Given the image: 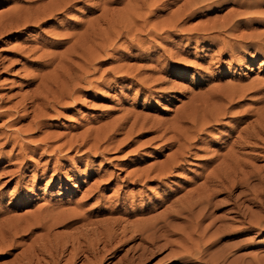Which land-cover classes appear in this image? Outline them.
I'll list each match as a JSON object with an SVG mask.
<instances>
[{"label":"rangeland","instance_id":"374dc122","mask_svg":"<svg viewBox=\"0 0 264 264\" xmlns=\"http://www.w3.org/2000/svg\"><path fill=\"white\" fill-rule=\"evenodd\" d=\"M49 1L0 0V217L48 213L56 218L57 241H93L92 229L107 237L113 226L130 232L154 225L147 233L156 246L116 239L99 255L105 257L102 264H184L177 246L192 227L195 240L212 222L208 235L219 225L238 226L232 220L239 209L247 221L261 217L264 223V144L238 142L254 129L251 122L264 121V23L249 21L253 14L263 16L264 2L178 0L150 14L145 27L118 39L93 65L77 59L89 82L70 86L64 99L51 93L50 105L39 99L29 106L55 65L47 64L45 54H61L69 45L53 47L55 32L69 25L81 32L100 13L79 3L46 22L4 31L5 14ZM215 103L226 115L205 126L185 150L176 128L191 137L197 132L183 116L201 120ZM161 170L164 175L157 177ZM215 177L240 187L221 188ZM208 179L213 181L206 184ZM207 188L217 190L212 205L203 210L196 205L191 212L190 201ZM234 196H240L237 205ZM237 237L218 243L249 240L240 249L226 245V264L242 253L248 254L245 261L264 264V230ZM19 251L0 257V264Z\"/></svg>","mask_w":264,"mask_h":264},{"label":"bare ground","instance_id":"6f19581e","mask_svg":"<svg viewBox=\"0 0 264 264\" xmlns=\"http://www.w3.org/2000/svg\"><path fill=\"white\" fill-rule=\"evenodd\" d=\"M177 1L178 0H51L48 3L38 5L37 7L18 8L17 10L12 12L11 15L8 14L7 17L5 14L4 17L6 18L5 20L7 22L1 23H4V31L10 30L11 32V28H13L14 30V28L21 27L30 22H35V24L39 22L43 23L47 20H50V18H54L58 15H63L61 13L71 10L74 5L79 3H82L84 6H86L91 14L100 11L98 15L92 18H88L85 21V23L83 24V31L81 32L74 30L77 28V26L75 25L71 26V29L69 25V27H67L66 29L68 31L55 32V38L50 43L53 47H60L65 44L69 45L66 46L61 54L58 52H50L45 54L47 58V64L50 66L54 64L55 65L53 71L50 72L52 74L50 75L49 73L46 76L44 75V77L42 78L40 85L35 91L34 99L29 102V106H34L35 102L39 99H42L43 101H45V103H47V105H50L48 104V102L50 101L49 99H51V96H49L51 95V93L52 95L54 93H59L63 98L65 92L68 93L70 86H72L73 89V87L79 85L81 81H88V77L84 75L86 72H84L82 66L78 62H76L77 59L83 61L86 66L93 65V62L96 59L102 58L103 56L108 54L109 49H113L112 47L116 44L118 39H121L124 36H128V34L132 33L133 30H138V26L140 28L145 27V25L148 24L150 14H157L158 12L167 11V9ZM191 1L193 5H197L198 2H209L210 4L218 2L219 4H221L222 2H227L230 0ZM255 1L260 3L264 2V0ZM118 4H123L124 6L113 7L114 5ZM4 17L2 16V20L4 19ZM249 21H260L264 23V14L260 18L255 17V15L253 14L251 15ZM0 34H3V32H1ZM42 56H44V54ZM78 70L80 71V73ZM73 90H75V88ZM59 94H57V97ZM48 96L50 98H48ZM215 104H210L208 106L211 112L209 113L205 111V116H203L201 120L192 119L191 121H188V117H186L185 115L183 116L184 121L182 122L192 123V129H194L195 127L196 130L194 132H197L196 135L191 137L188 131H183L182 127L178 126L176 128L175 137L177 140H184L182 146H185V150L189 148L191 143L190 140L192 138H195L200 131H203L205 126H207L211 122H218L219 120H221V116L226 115V112L224 110H221L222 108H219L218 105L216 104V106ZM34 110L36 111V109ZM197 121H200V125H198ZM257 121L258 120H256L255 122H251L252 125H254L252 126L254 128L252 131L246 130L244 132V136L239 138L238 142L242 144L240 145V147H252L253 142H251V140L253 139L264 144V121L260 122L259 120V126L258 124L256 125ZM261 148L264 151V147ZM229 157L231 158V161H238V156L234 152L229 153ZM246 172L247 171H245V173ZM164 173L165 171L161 170L157 177L164 175ZM228 177L230 178V175H228ZM213 180L218 181L216 177L213 178ZM213 180L208 179L206 184H209L210 181ZM216 185L220 186L221 188L223 187L224 189L231 188L233 187V185H236V187H240V184H238V182L235 183V181H230L229 185H224V182L221 180L218 181V184ZM204 188H206V186ZM216 192V189H205V192L203 194H200L196 198H192L189 203V206L191 207L188 206V209L192 212L193 206L196 205L200 206L199 210L210 207L212 205V198ZM239 197L240 196H237L235 197V199H232L234 200L235 205H237ZM234 203L232 202V204ZM181 209H183V206L175 212L179 213ZM37 211V214L25 213L21 215L13 214L6 217H0V257L8 256L14 251L20 249V251L16 253L14 259L4 264H78L80 262H82V264H102V262L105 260V257H99V255L104 254L106 249L110 247L112 242L116 239L118 241H121L127 238H138L141 239L144 244L147 243L149 247L153 245L156 246L155 241L152 240V238L150 239L152 233H147L149 232L148 230L152 231L151 229L154 226L152 225V223L143 226V228L140 229H138L137 227V229H130L132 230L130 232H128V227L122 226V230L119 231L113 226L111 227V232L107 237L102 236V233H99V231L97 232L96 229H92L91 233H93V235L95 236V239L93 241L91 240L92 242L87 241L85 238L81 237H74L65 239L63 241H57L58 237L56 236V233H53L54 225L57 224V222L54 221L56 218L54 216L50 218V214H42V211ZM174 218H176V215ZM235 218L238 219H233L232 221L239 222L240 225L234 226L232 222V224L219 225L214 231L212 229V233L208 235L209 226L214 227V223L212 222L209 226H205V228L202 227L203 232L199 236H197V239L195 240L192 239V236L190 235L191 233H195L196 226H194L195 230H193V227L192 229L189 227L192 230L191 233L187 235L185 233H182L184 242L177 246L176 253L179 257L178 259L181 260L180 262L184 264L187 262L198 264H226L227 260L230 257V252H227L225 248L228 244H221L222 246H219L218 244L219 242H222L221 240L223 238L227 236L236 238L238 235L247 236V234L253 232L254 229L264 230V223L262 222V218L258 217L256 220L250 219L249 221H247V213L245 210L241 211V209H239L236 212ZM40 229H42L44 232L36 234L35 232ZM134 233L138 234L135 235ZM248 244V239H242L240 241L230 243L227 247L231 246L230 250L231 248L236 247L240 249L247 246ZM217 245L218 247H216ZM213 248H215L216 250L212 251ZM172 251L174 253V250ZM247 255L248 254L246 253L235 255L233 259H230L231 261L228 264H252V261H245ZM253 264L261 263L255 262Z\"/></svg>","mask_w":264,"mask_h":264}]
</instances>
